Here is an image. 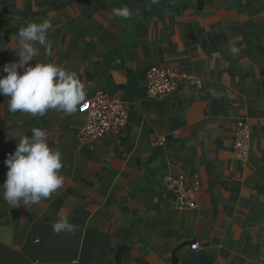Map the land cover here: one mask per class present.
<instances>
[{
    "label": "crops",
    "instance_id": "1",
    "mask_svg": "<svg viewBox=\"0 0 264 264\" xmlns=\"http://www.w3.org/2000/svg\"><path fill=\"white\" fill-rule=\"evenodd\" d=\"M124 6L129 18L111 14ZM45 18L53 54L41 48L30 63L65 66L87 94L71 116L36 117L9 112L0 95V185L12 136L33 127L62 153L64 177L38 205L12 208L0 192V264H264V0H0V78L19 59V28ZM153 66L190 78L153 97ZM98 91L124 101L128 121L83 142ZM239 121L246 160L234 150ZM169 176L199 187L195 208L177 206ZM61 216L72 232L53 231Z\"/></svg>",
    "mask_w": 264,
    "mask_h": 264
},
{
    "label": "clouds",
    "instance_id": "2",
    "mask_svg": "<svg viewBox=\"0 0 264 264\" xmlns=\"http://www.w3.org/2000/svg\"><path fill=\"white\" fill-rule=\"evenodd\" d=\"M152 2L158 3V0ZM111 14L126 19L132 11L127 6L115 7ZM52 30L53 24L46 18L29 21L19 28V59L5 64L6 75L0 78V95L7 97V110L13 114L20 112L36 117L57 110L71 116L85 102V85L76 72L53 60L30 63L37 61L41 48L46 56H52L53 41L49 39ZM230 51L235 55L239 50L233 47ZM12 137L18 143L5 160L8 170L0 185L2 198L12 208L21 202L26 206L38 205L63 186L62 153L50 146L46 130L40 127H33L30 136ZM52 228L56 233L74 230L66 216L59 217Z\"/></svg>",
    "mask_w": 264,
    "mask_h": 264
},
{
    "label": "built area",
    "instance_id": "3",
    "mask_svg": "<svg viewBox=\"0 0 264 264\" xmlns=\"http://www.w3.org/2000/svg\"><path fill=\"white\" fill-rule=\"evenodd\" d=\"M188 76L177 73L171 68L153 66L146 75L147 91L150 96L162 97L178 92ZM202 87L201 80L196 81ZM86 119L80 129V139L83 142L93 140L106 133H119L127 124L128 108L124 101L110 96L104 91H98L86 101ZM234 150L236 157L246 160L251 150L249 124L239 121L236 124ZM168 186L176 196L177 206L181 209L197 206L196 194L199 187H189L186 179L169 176ZM198 247V243L192 246Z\"/></svg>",
    "mask_w": 264,
    "mask_h": 264
},
{
    "label": "water",
    "instance_id": "4",
    "mask_svg": "<svg viewBox=\"0 0 264 264\" xmlns=\"http://www.w3.org/2000/svg\"><path fill=\"white\" fill-rule=\"evenodd\" d=\"M204 1L205 0H199V5H203L204 4ZM122 249H120V251H119V253H118V257H119V259L121 258V256H122Z\"/></svg>",
    "mask_w": 264,
    "mask_h": 264
}]
</instances>
